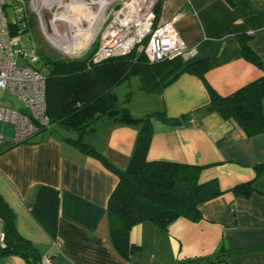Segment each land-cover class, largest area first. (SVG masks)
<instances>
[{
  "label": "crops",
  "instance_id": "0c3cea01",
  "mask_svg": "<svg viewBox=\"0 0 264 264\" xmlns=\"http://www.w3.org/2000/svg\"><path fill=\"white\" fill-rule=\"evenodd\" d=\"M63 1L54 3L69 5L71 12L82 16L74 13L56 20L89 21L86 0ZM159 3L157 22L183 13L175 22L189 53L182 61H201L203 78L182 72L160 91L137 87L126 106L134 118L153 113L165 117L150 118L148 161L200 166L199 180L214 179L220 193L200 206L199 220L179 217L167 229L148 221L132 226L129 242L137 249L123 257L111 242L106 212L118 183L113 170L54 132L40 131L14 145L5 138L0 142V196L13 212L18 234L51 264H208L187 262L206 257L217 264L218 253H230L226 264H264V132L248 137L233 119L209 109L205 85L228 96L264 75V0ZM242 41L251 54L244 52ZM125 96L121 101L117 96V101L122 103ZM176 119L181 124L170 126ZM139 127L137 122L106 121L97 127L92 142L121 169L128 164ZM257 167L262 173L255 177ZM252 180L247 197L233 193L234 187ZM39 186L58 194L54 237L30 210ZM245 249L249 251L235 252ZM0 264L24 261L15 255L0 256Z\"/></svg>",
  "mask_w": 264,
  "mask_h": 264
},
{
  "label": "trees",
  "instance_id": "16d2710c",
  "mask_svg": "<svg viewBox=\"0 0 264 264\" xmlns=\"http://www.w3.org/2000/svg\"><path fill=\"white\" fill-rule=\"evenodd\" d=\"M159 8L160 3L155 8L156 17ZM242 48L245 53L251 54L249 46L243 41ZM95 49L96 46L82 58L67 59L57 58L38 48L39 65L36 68L44 73L46 114L50 123V127L42 131L60 135L84 154L99 159L117 175L118 183L109 197L106 212L111 242L121 256L127 257L137 249L129 242L132 226L148 221L167 229L179 217L199 220L200 206L216 197L220 190L214 179L199 180L200 166L148 161L150 118L165 117L161 113H153L134 118L126 106L130 94L127 93L125 101L119 103L114 89L130 77L137 76L141 91H160L182 72L196 73L203 78V63L184 64L180 58H174L151 64L135 50L94 62L92 56ZM205 85L209 93V109L233 119L248 137L264 132V75L228 96L217 94L206 82ZM106 121L137 122L140 126L133 152L124 168L114 166L92 142L97 127ZM25 142L28 141L22 143ZM261 169L257 167L255 177L262 173ZM252 184L253 180L234 187L232 191L247 197L252 191ZM30 210L40 225L54 237L57 191L39 186ZM0 229L4 236L0 256L15 255L22 258L24 264H40V254L30 241L18 234L13 212L1 196ZM243 251L249 249L235 252ZM228 255L230 253H218L216 263L226 264ZM211 259L206 257L187 262L204 260L211 264Z\"/></svg>",
  "mask_w": 264,
  "mask_h": 264
},
{
  "label": "built area",
  "instance_id": "2783aa9c",
  "mask_svg": "<svg viewBox=\"0 0 264 264\" xmlns=\"http://www.w3.org/2000/svg\"><path fill=\"white\" fill-rule=\"evenodd\" d=\"M22 3V0H18ZM160 0H95L101 13L102 29L98 49L93 55L97 62L112 56L126 55L132 51L142 53L148 63L188 57V50L175 27L182 12L170 20L157 22L155 8ZM12 4V3H11ZM9 0H0V91L11 93L27 110L10 107L0 99V123L13 127L9 145L30 140L50 127L46 114L45 77L36 68L39 62L37 48L22 40L25 33L22 6L13 10L15 18L5 14ZM20 10V11H18ZM23 12V11H22ZM21 60L22 63H19ZM5 137L0 132V142ZM4 236L0 229V245ZM56 243V241H53ZM40 264H51L41 258Z\"/></svg>",
  "mask_w": 264,
  "mask_h": 264
},
{
  "label": "rangeland",
  "instance_id": "374dc122",
  "mask_svg": "<svg viewBox=\"0 0 264 264\" xmlns=\"http://www.w3.org/2000/svg\"><path fill=\"white\" fill-rule=\"evenodd\" d=\"M22 3H19L16 0H9L8 6L5 8V14L9 20L13 17L15 18V13L13 10L17 7L22 6L20 14L23 17L24 22V30L25 33L22 35V40H24L26 45H31L37 48H42L48 54L55 56L57 58H67V59H79L89 53L93 47L96 46L95 52L98 49L99 44V33L102 29V19L96 20L94 22L91 31L87 28L84 33L78 35V40L74 41L73 33H70L68 30H72L68 28L67 22H62L56 20L57 18H65L68 14L77 13L78 16H82L79 11H72L69 5H61V3H54L55 0H22ZM63 1V0H62ZM89 5H86L84 12L88 13L89 10L93 16H89V21L81 22L82 27L80 30H84L88 23L91 22L92 18H99L101 15L98 14V6H94L92 3L95 0H86ZM63 2H66L64 0ZM12 3V4H11ZM16 5V7H15ZM85 6V7H86ZM70 9V10H69ZM20 11V10H18ZM23 11V12H22ZM89 14V13H88ZM80 23V22H79ZM91 27V26H90ZM59 29V30H58ZM74 29V28H73ZM60 31V32H59ZM89 31V32H88ZM63 35L66 34L69 38L72 39V46H68L63 44L62 42L57 41V33ZM58 34V35H59ZM56 41V42H55ZM93 53V55L95 54ZM93 57V56H92ZM19 63H22L21 60ZM39 65V64H38ZM37 65V66H38ZM138 87V77L132 76L129 79L122 82L118 85L114 92L118 96L119 101H121L125 94L129 93L132 95L134 89ZM0 99L8 104L10 107L17 106L18 110H27L24 107L25 105L17 100L11 93L0 91ZM0 132L3 133L5 138L13 137V127L6 123H0ZM41 262V260H40Z\"/></svg>",
  "mask_w": 264,
  "mask_h": 264
},
{
  "label": "bare ground",
  "instance_id": "6f19581e",
  "mask_svg": "<svg viewBox=\"0 0 264 264\" xmlns=\"http://www.w3.org/2000/svg\"><path fill=\"white\" fill-rule=\"evenodd\" d=\"M94 3H95V1H93ZM86 8V7H85ZM90 8L88 7V17L89 16H93V17H95V13H94V15L93 14H91L90 13V11L91 10H89ZM86 13V12H85ZM101 17L102 16H100L99 18H92V20H91V22L90 23H88L87 24V26L85 27V29L84 30H80V28L82 27V25H81V20H78V21H71L70 23L68 22V28L69 29H72L71 31L70 30H68L70 33H73V37H74V41H77L79 38H78V35H80L81 33H84V31L88 28L90 31H91V29L90 28H92V26H93V24H94V22H96V20L98 19V20H100L101 19ZM69 19H71V18H69ZM95 20V21H94ZM86 20H84L83 22H85ZM94 21V22H93ZM80 22V23H79ZM91 26V27H90ZM74 28V29H73ZM59 30V29H58ZM87 31V30H86ZM60 32V31H59ZM59 32L57 33V41H58V43L59 42H62L63 44H66L67 45V47L68 46H72V39L71 38H69L66 34H63V35H61V34H59ZM89 32V31H88ZM59 34V35H58ZM78 34V35H77ZM56 42V41H55Z\"/></svg>",
  "mask_w": 264,
  "mask_h": 264
},
{
  "label": "water",
  "instance_id": "95a60500",
  "mask_svg": "<svg viewBox=\"0 0 264 264\" xmlns=\"http://www.w3.org/2000/svg\"><path fill=\"white\" fill-rule=\"evenodd\" d=\"M179 124H181V120L180 119H176V120L171 121L169 123L170 126H175V125H179Z\"/></svg>",
  "mask_w": 264,
  "mask_h": 264
}]
</instances>
